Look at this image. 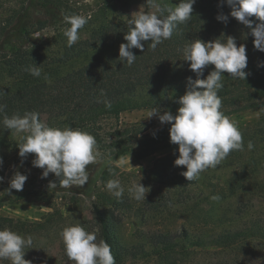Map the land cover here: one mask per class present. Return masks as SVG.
Here are the masks:
<instances>
[{
	"label": "trees",
	"instance_id": "1",
	"mask_svg": "<svg viewBox=\"0 0 264 264\" xmlns=\"http://www.w3.org/2000/svg\"><path fill=\"white\" fill-rule=\"evenodd\" d=\"M113 1L104 0V8ZM32 2L28 0L22 3L0 23V92L5 93L0 96V104L6 106L0 113V158L3 160L0 177L5 176L9 166L22 163L26 169L28 162L27 156L21 158L18 154V146L24 142L22 137L26 134L15 138L17 132L6 129L2 123L4 115L23 116L28 112L45 114V124L50 127H70L87 132L95 137L98 147L110 148V152L117 156L133 152L139 160L160 149L177 146L170 143L171 124L160 123L153 129L146 127L144 122L123 127L119 118L125 111L153 108H157L160 115L168 111L175 116L180 107L177 101L186 93L188 78L197 79L189 68L190 62L183 60V48L196 39L226 42V37L231 36L235 38L237 47L241 44L246 46L247 67L244 71L247 76L242 80L223 73V88L218 92L222 99L221 111L228 118L250 111H258L262 117L253 134L242 136L244 151H232L228 155L235 168L223 183L214 185L212 190H217V195L225 199L246 192L252 184L250 180L254 178L257 184L255 189L264 191V178L256 179L264 170V156L255 155L258 145H264V52L255 49L251 30L230 16L231 9L226 0H195L191 19L179 25L171 39L159 44L154 51L150 48L151 41L142 42L143 51L131 50L137 56L131 66L119 60V46L127 43L124 36L130 27L129 20L135 17L128 14L94 27L84 42L86 46L76 53V56L84 53L83 63L66 72L63 65L67 64L68 56L60 57L53 65V61L45 58L33 36L47 26L60 22L61 18L64 20L65 16L73 15L72 8L64 0H36L45 9L46 18L32 22L29 12ZM63 4L68 7L66 10ZM220 14L228 15L227 23L217 20ZM250 19L253 27L261 23L255 16ZM35 65L41 70L39 77L27 71ZM212 70L214 65L207 66L199 78L205 79ZM105 101L110 102V108L105 106ZM249 141L254 144L251 151L247 149ZM178 155L176 150L158 161L173 166ZM109 169L116 174L115 168L108 165L101 175L103 185L115 176L110 174ZM163 172L156 166L152 173L156 180H166L170 175ZM21 174L25 175V172ZM53 181L59 186V178L55 175ZM9 189L10 183H1L0 230L36 233L51 227L58 220L54 213L48 214L43 221L35 222L3 215L1 209L4 205L24 198L49 200L48 196L25 184L22 191L11 189L9 192ZM96 196L93 213L98 225L97 242L106 241L116 264H122L128 250L119 242L114 214L101 207L108 205L119 209L125 205L121 199L104 190H99ZM208 216L204 225L215 228L229 221L227 217ZM185 237L188 238L187 232ZM189 241L191 245L220 250L225 257L216 264H264V247L257 253L254 246L256 243L264 245V221L257 218L245 220L235 227L219 229L209 238H189ZM174 245L175 242L169 240L161 248L168 249ZM160 250L156 247L154 252ZM143 252L149 254V251Z\"/></svg>",
	"mask_w": 264,
	"mask_h": 264
},
{
	"label": "rangeland",
	"instance_id": "2",
	"mask_svg": "<svg viewBox=\"0 0 264 264\" xmlns=\"http://www.w3.org/2000/svg\"><path fill=\"white\" fill-rule=\"evenodd\" d=\"M28 0H0V23L15 8ZM72 8L73 15L88 17V23L79 31L80 39L72 47L67 46L64 30L69 26L63 18L56 24H51L34 34L33 40L40 45L41 52L47 60L56 64L60 57L68 56L63 71H71L83 62V54L76 53L86 46V39L91 35L94 27L116 21L128 14L135 17L136 12H151L147 0H115L104 8V0H64ZM162 5L174 8L179 0H159ZM64 5V10L68 7ZM32 22L46 18L45 9L33 0L29 7ZM90 13V14H89ZM90 15V16H89ZM64 23V24H61ZM67 54V55H66ZM75 55V56H74ZM151 110L125 111L121 114L119 122L123 127L135 124H144L153 129L160 124L157 116L147 118ZM262 113L250 111L229 118L234 121L242 136L253 134L258 129ZM47 116L40 114L39 119L45 123ZM22 133H16L15 138H20ZM178 150L175 147L160 149L153 154L137 159L133 152L117 156L110 152V148L97 146L96 162L88 166L89 179L83 187L72 186L65 189L54 181V174L41 178L42 169L34 167L32 161L35 154L27 155V168L24 164L15 163L8 167L3 184L10 183L18 171L25 172L27 180L25 186L32 187L49 200L44 201L34 197L24 198L2 207L1 213L16 220L28 222L43 221L45 217L54 213L58 220L51 227L36 233L20 234L27 238L32 237L31 248L25 249L24 259L32 264H75L67 258L64 244L60 236L65 227L80 225L88 232H95L98 238V225L94 218L93 203L99 190L108 192L103 185L101 175L108 165L115 168L116 174L111 179H118L125 191L120 198L124 205L121 208H111L105 205L101 208L114 214L117 227V236L122 246L126 247L128 254L122 264H216L224 254L214 247L191 245L189 238H209L215 231L240 225L245 220L259 219L264 221V191H257L254 178L250 180L248 190L219 201L211 199L217 195V190H212L214 185L223 183L235 168V163L228 157L215 169H209L200 174L197 180L188 182L181 175L186 171L184 166H169L158 159ZM258 150L264 151V145L259 144ZM256 150L255 155L264 152ZM23 165V166H22ZM164 171L170 175L166 180H156L154 169ZM153 172V173H152ZM264 178V170L256 179ZM140 182L149 189L146 201H137L130 195L128 189L132 184ZM54 183L56 185H50ZM109 193V192H108ZM111 195V194H110ZM113 196V195H112ZM227 217L221 227L204 225L206 217ZM188 233V238L185 233ZM17 233V232H16ZM175 242L171 248H161L164 242ZM254 244L255 252H260L264 245ZM159 247L160 252H154ZM144 251H149L145 255ZM9 261V260H8ZM6 260V262H8ZM0 261V264L6 263ZM11 264V261L8 262Z\"/></svg>",
	"mask_w": 264,
	"mask_h": 264
},
{
	"label": "clouds",
	"instance_id": "3",
	"mask_svg": "<svg viewBox=\"0 0 264 264\" xmlns=\"http://www.w3.org/2000/svg\"><path fill=\"white\" fill-rule=\"evenodd\" d=\"M194 3L195 0H179L172 8L162 5L159 0H147L146 4L153 11L136 12L135 18L129 20L130 27L124 36L127 43L119 46V60L131 66L137 58L131 51L133 48L143 51L142 42L151 41L150 48L154 51L159 44L171 39L178 26L191 19ZM226 4L231 9L230 16L251 30L255 49L264 52V0H226ZM253 16L261 21L255 27L250 19ZM216 18L224 23L228 21V15L220 14ZM88 19L81 15L64 17L69 25L64 30L68 47L78 42L79 31L88 23ZM182 52L183 60L190 62L189 68L197 79L188 78L186 93L177 101L180 107L175 116L168 111L160 115L159 110L153 108L147 118L158 116L161 124H171L170 143L178 145L179 152L174 165L184 166L186 171L181 175L191 182L197 180L201 173L217 168L232 151H244L242 134L235 122L221 111L222 99L218 92L223 88V73H228L234 79H246L244 69L247 67V55L246 46L241 44L237 47L235 38L231 36L226 37V42L196 39L186 45ZM209 65H214V70L205 79L199 78ZM27 71L34 77L41 75L37 65ZM4 94L0 92V96ZM105 106L110 108V102L105 101ZM5 107L0 104V113ZM2 123L8 130L26 134L22 137L24 142L18 146V154L21 158L35 154L32 165L43 170L42 179L52 173L59 178V186L65 189L83 187L88 182V166L97 159L94 136L70 127H50L41 122L36 112L23 116L4 115ZM253 148L254 144L249 141L247 149L251 151ZM109 172L115 175L112 169ZM2 180L3 177H0ZM26 180L27 176L17 171L10 180L8 191H22ZM105 188L117 199L122 198L125 191L118 179H109ZM128 191L135 200L146 201L149 189L138 182L132 184ZM211 199L219 201L221 197L214 195ZM60 236L67 258L75 264H116L110 245L104 240L97 242L95 232H88L77 224L65 227ZM32 244L31 236L25 238L8 229L0 230V261L32 264L24 259L25 249L31 248Z\"/></svg>",
	"mask_w": 264,
	"mask_h": 264
}]
</instances>
